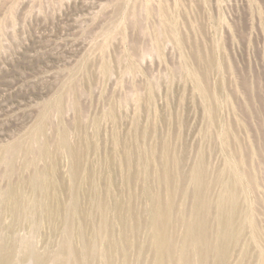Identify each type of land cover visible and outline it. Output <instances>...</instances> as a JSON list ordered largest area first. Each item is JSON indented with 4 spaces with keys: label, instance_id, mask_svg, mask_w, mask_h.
Listing matches in <instances>:
<instances>
[{
    "label": "rangeland",
    "instance_id": "rangeland-1",
    "mask_svg": "<svg viewBox=\"0 0 264 264\" xmlns=\"http://www.w3.org/2000/svg\"><path fill=\"white\" fill-rule=\"evenodd\" d=\"M156 208L162 264H264V0H0V254L155 264Z\"/></svg>",
    "mask_w": 264,
    "mask_h": 264
},
{
    "label": "bare ground",
    "instance_id": "bare-ground-1",
    "mask_svg": "<svg viewBox=\"0 0 264 264\" xmlns=\"http://www.w3.org/2000/svg\"><path fill=\"white\" fill-rule=\"evenodd\" d=\"M170 171V170H169ZM34 181V180H33ZM32 182V181H31ZM195 182L197 183V184H199L200 183V180H199V177H197L196 179H195ZM224 189V188H223ZM172 190V189H171ZM228 191V190H227ZM226 191V192H227ZM10 192V191H9ZM8 193V192H7ZM11 193V192H10ZM229 193V192H228ZM173 194V193H172ZM219 194V193H218ZM11 195V194H10ZM10 197V196H9ZM25 197V196H24ZM152 197V196H151ZM153 198V197H152ZM238 198V197H237ZM155 199H156V197H155ZM17 200V199H16ZM10 201V200H9ZM22 201V200H21ZM158 201V200H157ZM219 201V200H218ZM12 203H17L16 201L15 202H13V201H11ZM22 202H24V201H22ZM156 203V202H155ZM225 203V202H224ZM233 203V202H232ZM9 204V203H8ZM21 204V203H20ZM24 204V203H23ZM152 204V203H151ZM229 204V203H228ZM227 204V205H228ZM14 205V204H13ZM17 205H19V203H17ZM169 205V204H168ZM213 205V204H212ZM218 206V205H217ZM15 207V210L14 211H16V206H14ZM153 207V206H152ZM156 207V206H155ZM20 208V207H19ZM233 208V207H232ZM11 209H12V204H11ZM10 209V210H11ZM200 209V208H199ZM17 210H19L18 208H17ZM12 211V210H11ZM153 211V213H152V216H151V224H152V227H151V229H153V234H154V236H153V240H154V247H155V250H156V252L155 253H157V255H155L156 256V259H154V262H155V264H162V262H164V260H163V255H164V250H165V247H166V241H167V239H166V236L164 235V233H163V231H162V221L164 220L165 221V215H164V212H161L159 209H155V210H152ZM192 211V210H191ZM218 211H219V209H218ZM225 211V210H224ZM13 212V211H12ZM20 212H21V210H20ZM52 212V211H51ZM217 212V211H216ZM54 213V212H53ZM209 213V212H208ZM220 213V212H219ZM231 213V212H230ZM55 214V213H54ZM211 214V213H210ZM203 216V215H202ZM209 216H211V215H209ZM218 216V215H217ZM223 216V215H222ZM207 218V217H206ZM232 218V217H231ZM185 219V218H184ZM197 219V218H196ZM217 219H219V218H217ZM167 220V219H166ZM183 220V219H182ZM203 222H205V221H203ZM210 222V221H209ZM206 223V222H205ZM234 224V223H233ZM166 226V225H165ZM164 227V226H163ZM187 227V226H186ZM193 227L192 226H189V229H192ZM223 228H225V227H223ZM236 229V228H235ZM187 230V229H186ZM226 230V229H225ZM199 231H200V229H199ZM194 232V231H193ZM206 232V231H205ZM208 232V231H207ZM239 232V231H238ZM187 234V233H186ZM190 234V233H189ZM210 234V233H209ZM193 235H196L195 233L193 234ZM236 235V234H235ZM191 236V235H190ZM201 236H203V235H201ZM204 236H206V235H204ZM203 236V237H204ZM255 236H256V234H255ZM170 237V236H169ZM186 237V236H185ZM193 237V236H192ZM240 237V236H239ZM205 238V237H204ZM235 238V237H234ZM256 238V237H255ZM187 239V238H186ZM236 239V238H235ZM258 239H259V237H258ZM209 240V239H208ZM196 241V240H195ZM184 243V242H183ZM187 243V242H186ZM185 243V244H186ZM196 243V242H195ZM182 248H183V246H182ZM181 248V249H182ZM184 249V248H183ZM220 249V248H219ZM218 249V250H219ZM206 250V249H205ZM244 250V249H243ZM199 252H200V250H199ZM211 252V251H210ZM222 252H223V250H222ZM246 252V251H245ZM11 253V252H10ZM247 253H248V251H247ZM2 254V253H1ZM0 254V255H1ZM184 254V253H183ZM11 255V254H10ZM9 254H8V252H7V249H4V251H3V254L0 256L1 258H0V264H11V258L10 257H12V256H10ZM245 255V254H244ZM179 256H181V255H179ZM178 256V257H179ZM224 256V255H223ZM244 257V256H243ZM246 257V256H245ZM244 257V258H245ZM221 258H223L222 256H221ZM38 259V258H37ZM43 260H44V258H42ZM181 259V258H180ZM184 259V258H183ZM242 259V258H241ZM39 260V259H38ZM243 260V259H242ZM246 260V259H245ZM263 260V259H262ZM42 261V260H41ZM180 261V260H179ZM239 261H240V259H239ZM40 262V261H39ZM37 263V262H36ZM182 263H183V261H182ZM184 263H185V261H184ZM206 263V262H205ZM242 263V262H241ZM41 264H43V261L41 262ZM154 264V263H153ZM164 264V263H163ZM176 264V263H175ZM188 264V263H187Z\"/></svg>",
    "mask_w": 264,
    "mask_h": 264
}]
</instances>
